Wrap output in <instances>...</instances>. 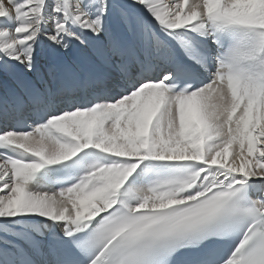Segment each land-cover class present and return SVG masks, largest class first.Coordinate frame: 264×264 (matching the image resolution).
<instances>
[{
	"label": "snow or ice",
	"instance_id": "6c2138e0",
	"mask_svg": "<svg viewBox=\"0 0 264 264\" xmlns=\"http://www.w3.org/2000/svg\"><path fill=\"white\" fill-rule=\"evenodd\" d=\"M0 264H264V0H0Z\"/></svg>",
	"mask_w": 264,
	"mask_h": 264
}]
</instances>
